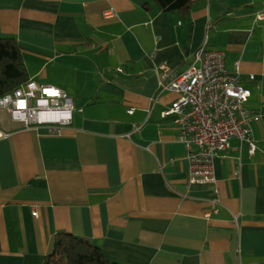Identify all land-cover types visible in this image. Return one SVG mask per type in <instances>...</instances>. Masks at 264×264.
<instances>
[{
    "label": "crops",
    "instance_id": "crops-1",
    "mask_svg": "<svg viewBox=\"0 0 264 264\" xmlns=\"http://www.w3.org/2000/svg\"><path fill=\"white\" fill-rule=\"evenodd\" d=\"M191 2L185 15L154 0H0V36L17 40L29 78L75 107L59 134L3 116L0 264H44L63 232L122 264H264V0ZM205 44L257 114L256 154L232 140L214 185L189 182L162 117L178 94L159 86L165 62L182 73Z\"/></svg>",
    "mask_w": 264,
    "mask_h": 264
},
{
    "label": "built area",
    "instance_id": "built-area-1",
    "mask_svg": "<svg viewBox=\"0 0 264 264\" xmlns=\"http://www.w3.org/2000/svg\"><path fill=\"white\" fill-rule=\"evenodd\" d=\"M225 61L224 52L208 50L205 44L186 71L176 73L166 62L161 66L160 92L178 94L162 117H171L180 131L188 151L191 184H216L215 159L230 148L232 140L246 146L251 156L258 150L253 137L257 114L245 107L251 91L242 85L239 72L227 70ZM74 109L73 98L65 91L30 79L0 96V138L6 136L1 131L5 114L26 128L45 126L50 133L59 134L72 123ZM133 113L130 109L129 114Z\"/></svg>",
    "mask_w": 264,
    "mask_h": 264
},
{
    "label": "trees",
    "instance_id": "trees-1",
    "mask_svg": "<svg viewBox=\"0 0 264 264\" xmlns=\"http://www.w3.org/2000/svg\"><path fill=\"white\" fill-rule=\"evenodd\" d=\"M163 12L187 15L191 0H154ZM30 80L18 42L0 36V96L11 93ZM44 264H122L111 261L103 250L87 238L69 233L57 235L55 250Z\"/></svg>",
    "mask_w": 264,
    "mask_h": 264
},
{
    "label": "bare ground",
    "instance_id": "bare-ground-1",
    "mask_svg": "<svg viewBox=\"0 0 264 264\" xmlns=\"http://www.w3.org/2000/svg\"><path fill=\"white\" fill-rule=\"evenodd\" d=\"M15 122V121H14ZM19 123V122H18ZM22 124V123H21ZM24 126V125H23ZM25 127V126H24ZM26 128V127H25ZM1 131H2V129H1ZM5 134V133H4ZM5 137V136H4Z\"/></svg>",
    "mask_w": 264,
    "mask_h": 264
}]
</instances>
